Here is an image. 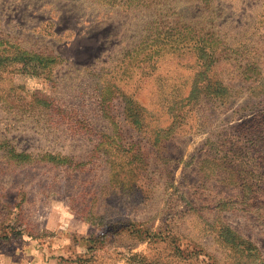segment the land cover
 <instances>
[{"label": "rangeland", "instance_id": "obj_1", "mask_svg": "<svg viewBox=\"0 0 264 264\" xmlns=\"http://www.w3.org/2000/svg\"><path fill=\"white\" fill-rule=\"evenodd\" d=\"M0 41L58 59L0 73V264H264V0H0Z\"/></svg>", "mask_w": 264, "mask_h": 264}, {"label": "trees", "instance_id": "obj_2", "mask_svg": "<svg viewBox=\"0 0 264 264\" xmlns=\"http://www.w3.org/2000/svg\"><path fill=\"white\" fill-rule=\"evenodd\" d=\"M208 61H210L211 65H215L216 60L214 57H208ZM57 63L58 59L56 57L39 55L25 51L11 43L0 41V73L6 72L13 67L12 69L20 76L25 75L31 77V79H47L52 67ZM223 91H225V88ZM188 99H191V94ZM36 102H38L37 98ZM39 102L43 104L46 101L39 100ZM126 106L130 116L138 120L141 115V109L131 100H126ZM226 233V235L229 234L228 237H232L230 231Z\"/></svg>", "mask_w": 264, "mask_h": 264}, {"label": "clouds", "instance_id": "obj_3", "mask_svg": "<svg viewBox=\"0 0 264 264\" xmlns=\"http://www.w3.org/2000/svg\"><path fill=\"white\" fill-rule=\"evenodd\" d=\"M55 207H56V209L58 211L63 212L64 216H69L70 215L68 210L66 208H64L61 204H57V205H55Z\"/></svg>", "mask_w": 264, "mask_h": 264}]
</instances>
